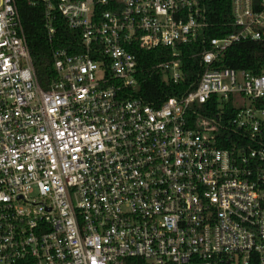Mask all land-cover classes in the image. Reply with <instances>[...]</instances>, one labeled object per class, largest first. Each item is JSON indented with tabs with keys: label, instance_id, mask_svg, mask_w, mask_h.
Masks as SVG:
<instances>
[{
	"label": "built area",
	"instance_id": "2783aa9c",
	"mask_svg": "<svg viewBox=\"0 0 264 264\" xmlns=\"http://www.w3.org/2000/svg\"><path fill=\"white\" fill-rule=\"evenodd\" d=\"M23 1L49 41L58 17L73 35L42 85L20 0H0V264H264V70L212 68L232 43L264 41V0H230L236 31L157 107L132 90L147 71L183 79L201 0ZM133 47L170 58L139 69Z\"/></svg>",
	"mask_w": 264,
	"mask_h": 264
},
{
	"label": "trees",
	"instance_id": "16d2710c",
	"mask_svg": "<svg viewBox=\"0 0 264 264\" xmlns=\"http://www.w3.org/2000/svg\"><path fill=\"white\" fill-rule=\"evenodd\" d=\"M259 2V0H255ZM230 0H201L208 27L191 43L181 46V60L183 79L179 83L168 80L162 72L147 71L138 76V84L132 90L135 97L154 107L159 106L169 97H182L195 88L199 76L203 71L201 54L209 49L212 38H223L236 31L231 25ZM27 44L34 61L37 77L42 85H46L54 76L51 58L52 49L56 46H65L67 37L71 33L61 18H56L54 25L56 32L52 41L48 40L44 11L41 6H30L23 0L18 4ZM137 56V68L145 69L158 62L170 58L171 51L162 47L143 50L133 47ZM214 69L245 70L251 74H258L264 70V41L242 40L227 47L212 64ZM231 110V105H226ZM211 103L203 104L201 111L213 109ZM226 133H231L227 130ZM229 137V136H228ZM230 138V137H229ZM233 142L228 139L223 147H229ZM259 145L264 146V131ZM133 261L143 264L139 259Z\"/></svg>",
	"mask_w": 264,
	"mask_h": 264
}]
</instances>
